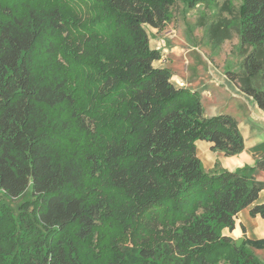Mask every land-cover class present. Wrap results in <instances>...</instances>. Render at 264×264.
<instances>
[{
    "label": "trees",
    "instance_id": "16d2710c",
    "mask_svg": "<svg viewBox=\"0 0 264 264\" xmlns=\"http://www.w3.org/2000/svg\"><path fill=\"white\" fill-rule=\"evenodd\" d=\"M5 1L0 264H260L246 246L264 238L237 248L222 230L251 205L264 219L251 174L264 155L249 173L206 171L196 142L237 155V122L204 116L199 94L153 65L145 26L164 29L174 0ZM238 15L244 58L225 76L264 111V0H243ZM224 22L213 34L228 35ZM215 246L225 253L209 260Z\"/></svg>",
    "mask_w": 264,
    "mask_h": 264
},
{
    "label": "rangeland",
    "instance_id": "374dc122",
    "mask_svg": "<svg viewBox=\"0 0 264 264\" xmlns=\"http://www.w3.org/2000/svg\"><path fill=\"white\" fill-rule=\"evenodd\" d=\"M242 1L205 0L190 9L186 7L182 0H174V4L170 8V21L164 29L157 32L160 35L156 37L158 44L151 42L150 45V47L156 46L157 50H161L162 46H171L183 51L180 54H176V48L171 50V52L167 51L153 65L157 67L164 64L171 74L189 80L192 83L191 85L196 87L199 94L202 90H209L216 99L208 101L209 97L203 94L204 116L209 117L212 113L228 114L239 123L245 122L246 119L252 117V103L254 102L250 103L248 95L237 90L228 81L225 73L228 71L239 73L242 67L244 55L240 49L237 33L238 9ZM5 2V0H0V5H10V3ZM221 21L223 23H225L224 21L228 22V35L226 37L222 34L220 36V33L215 35L211 31V27ZM145 30L150 39L153 40L155 35H153L151 29L145 26ZM164 34L170 36L164 37ZM255 121H253V124L256 125L257 129H261L264 132V117L255 119ZM208 148L207 141L198 140L196 142V152L202 167L206 171L214 170L215 165L217 170L222 169L219 157L213 151L212 160L215 164L209 167L212 160L210 159L211 157L209 158ZM255 150L263 151L264 143ZM221 158L230 165V169L224 168L230 172L249 173L248 168L252 167L245 160L243 161V157L221 156ZM236 164H241L242 168L237 167ZM24 199H26V195L12 200L11 206L16 208ZM249 224H251L250 220ZM224 230L227 231L228 229L225 228L222 232ZM253 234H255L254 238L263 237L261 236V230L254 229ZM214 248H216L215 251L207 252L209 260L217 259V256L225 253L222 247L215 246ZM251 249L252 254L258 261H264L263 255L258 252V250L264 248L251 247ZM226 252L228 253V251ZM136 259L134 257L132 261ZM219 264H222V262Z\"/></svg>",
    "mask_w": 264,
    "mask_h": 264
},
{
    "label": "crops",
    "instance_id": "0c3cea01",
    "mask_svg": "<svg viewBox=\"0 0 264 264\" xmlns=\"http://www.w3.org/2000/svg\"><path fill=\"white\" fill-rule=\"evenodd\" d=\"M149 28L151 29L153 35H155L153 40L150 39V37H149V44L151 45V42H153L154 44H158V41L156 39V37L160 36V35L157 34L158 30L155 29V28H151V27H149ZM168 36H170V35L164 34V37H168ZM167 42H169V41H167ZM152 48L153 49H157L156 46H154ZM168 48H170V49H168ZM175 48H176V51H177L176 54H180V53L183 52L181 49H179L177 47H175ZM175 48H172L171 46H169V47L162 46L160 48L161 50H159V51H160V54L162 56V54L166 53L167 51L171 52V50H175ZM153 64H154V62H153ZM157 67H159V68H167L164 64H163V66H157ZM171 79H172V82H173V84L175 86L182 87V88H187V89H189L191 91H195V92H197L199 94V92L196 90V87H193V85H191L192 83L189 80H185L184 78L176 76L174 74H172ZM228 81H230V80L228 79ZM231 83L233 84V82H231ZM235 88L237 90H239L236 86H235ZM203 94L205 96L209 97L208 101H210L211 99L212 100L216 99L215 97H213L212 93L209 90H205V91L202 90V91H200V94H199L200 100H201V104H202V96H203ZM249 99H250V103H252V101L254 102V103H252V105H253L252 117L249 118V119H246L245 122L243 121V122H240V123L235 120L237 122L239 132L241 133V135L243 137L244 148H243L242 152H240L239 154L234 155V156L243 157L244 158L243 161L245 160L246 163H249L250 166H253L255 160H257L262 155H264V150L263 151L255 150L258 146L263 145V143H264V132H262L261 129H257L256 125L253 124V121H255V119L263 118L264 117V111H262L261 109L258 108L257 104L255 103V101L251 97H249ZM202 106H203V104H202ZM204 111H205V109H204V106H203V112ZM215 115H219V114L212 113L210 116H215ZM255 123H256V121H255ZM208 147H209L208 148L209 149V154L208 155H209V158L211 157L210 159L212 160L213 152L210 150V144L209 143H208ZM214 153H217V155L219 157V160H220V165H221L222 169H224V168L225 169H230V165L227 164V162L225 160H222V158H221V156H225V155L223 153H221V152H214ZM214 164L215 163L212 160V162L209 165V167H211ZM236 165H237V167H241L242 168L241 164H236ZM252 175H253L254 179L257 182L264 183V172L256 171V172H253ZM262 203H264V192L263 191H261L259 193L258 198L254 202L253 205H259V204H262ZM251 207H252V205L247 207V208H245V209H243L242 211H240L238 213L237 221H236V224H235V228L232 231H229V230L225 231L224 230L223 234L225 236H228L233 241H235V240H237L239 238H243V241L244 240H259V239L264 238V219H262L259 216L251 217V215L249 213V210H250ZM249 220H250L251 224H249ZM242 227L244 228V233L242 231ZM254 229L261 230V236H263V237L254 238V236H255V234H253V230ZM246 248H247V250H250V251L252 250L251 247H249L248 245L246 246ZM258 252H260V254L263 255V258H264V249L258 250ZM259 263L260 264H264V261H259Z\"/></svg>",
    "mask_w": 264,
    "mask_h": 264
},
{
    "label": "water",
    "instance_id": "95a60500",
    "mask_svg": "<svg viewBox=\"0 0 264 264\" xmlns=\"http://www.w3.org/2000/svg\"><path fill=\"white\" fill-rule=\"evenodd\" d=\"M242 242H243V238H239V239L235 240V246L237 248L240 247V245L242 244Z\"/></svg>",
    "mask_w": 264,
    "mask_h": 264
},
{
    "label": "built area",
    "instance_id": "2783aa9c",
    "mask_svg": "<svg viewBox=\"0 0 264 264\" xmlns=\"http://www.w3.org/2000/svg\"><path fill=\"white\" fill-rule=\"evenodd\" d=\"M170 34V33H169Z\"/></svg>",
    "mask_w": 264,
    "mask_h": 264
}]
</instances>
